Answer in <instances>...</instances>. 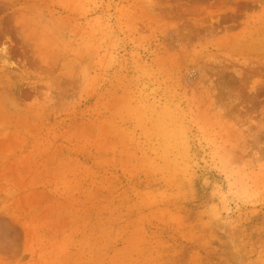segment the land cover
<instances>
[{"label": "rangeland", "instance_id": "obj_1", "mask_svg": "<svg viewBox=\"0 0 264 264\" xmlns=\"http://www.w3.org/2000/svg\"><path fill=\"white\" fill-rule=\"evenodd\" d=\"M0 264H264V0H0Z\"/></svg>", "mask_w": 264, "mask_h": 264}]
</instances>
